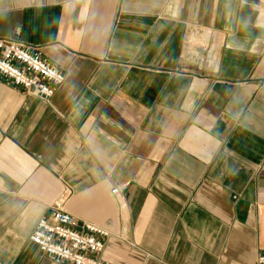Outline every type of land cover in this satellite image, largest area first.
<instances>
[{
    "label": "crops",
    "instance_id": "0c3cea01",
    "mask_svg": "<svg viewBox=\"0 0 264 264\" xmlns=\"http://www.w3.org/2000/svg\"><path fill=\"white\" fill-rule=\"evenodd\" d=\"M0 39L64 74L49 102L0 76V264H57L29 236L65 188L101 261L254 263L264 0H0Z\"/></svg>",
    "mask_w": 264,
    "mask_h": 264
},
{
    "label": "built area",
    "instance_id": "2783aa9c",
    "mask_svg": "<svg viewBox=\"0 0 264 264\" xmlns=\"http://www.w3.org/2000/svg\"><path fill=\"white\" fill-rule=\"evenodd\" d=\"M0 76L7 84L22 89L25 95L49 102L64 81V74L44 58L38 49L20 41L0 39ZM128 182L114 186L111 193L122 197ZM69 189L54 204L49 217H41L29 236L39 251L57 264H109L95 257L103 248L108 230L91 222L77 225L75 218L62 208ZM253 264H264V251Z\"/></svg>",
    "mask_w": 264,
    "mask_h": 264
}]
</instances>
